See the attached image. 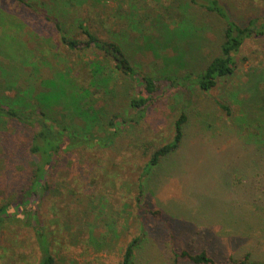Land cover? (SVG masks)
<instances>
[{
    "label": "rangeland",
    "instance_id": "obj_1",
    "mask_svg": "<svg viewBox=\"0 0 264 264\" xmlns=\"http://www.w3.org/2000/svg\"><path fill=\"white\" fill-rule=\"evenodd\" d=\"M31 1L48 5L66 23L63 27L69 35L83 38L75 22L86 21L99 38L122 45L137 72L157 76H163L165 64L142 31L157 16L163 21L166 17L170 24L183 11L169 7L186 3L132 0L121 11L124 0H80L77 9L58 14L64 6L54 5L53 0ZM98 1L102 3L96 6ZM220 2L242 25L264 18V0ZM190 12L195 22L206 25L204 57L217 55L222 23L196 8ZM91 61L103 62L96 51L71 53L43 16L14 1L0 0V84L16 91L33 84L39 92L42 81L69 73L78 85L87 86L92 79ZM237 61L235 75L216 89L201 93L192 88L196 102L189 109L183 153L149 171L145 168L152 153L173 141L175 122L188 104L185 96L175 94L171 102L132 114L130 99L137 93L136 86L123 73L113 71L110 80L90 89L83 104L100 113L91 133L108 136L105 115L119 113L133 122L119 128L109 147L85 146L59 159L37 206L41 223L36 228L42 234L39 237L31 224L13 216L0 222V264H40L45 239L55 264H122L124 251L134 239L140 240L136 264H191L177 259L183 251H207L217 264H235L232 260L240 262L246 255L249 262L264 264V158L257 162V151L245 147L232 127L234 119L215 104L219 100L231 107L234 118L240 116L241 101L253 96L249 76L264 70V38L246 41ZM191 63L192 70L202 66L192 59ZM13 93L9 96L15 98ZM55 112L60 122L86 133L83 119L72 122L66 108ZM10 124L0 123V146L7 145L0 150V209L33 179L24 136H16L14 143L7 140L10 126L21 135L24 130ZM157 211L158 216L153 213Z\"/></svg>",
    "mask_w": 264,
    "mask_h": 264
},
{
    "label": "trees",
    "instance_id": "obj_2",
    "mask_svg": "<svg viewBox=\"0 0 264 264\" xmlns=\"http://www.w3.org/2000/svg\"><path fill=\"white\" fill-rule=\"evenodd\" d=\"M11 1L19 4L29 13L43 16L45 20L51 22L59 34L60 43L71 53L96 51L103 60V62L91 61L88 63L92 79L87 86L78 85L72 80L69 73H60L55 79L42 81L39 92L33 84L22 91H16L10 85L0 84V90L4 92L3 95H0V123L8 121L11 123L10 125L16 124L21 127L18 129L24 130L21 135L16 128L10 126L7 140L14 143L18 135L27 137V139L23 137L24 152L30 156L34 167L32 182L20 192L13 202L6 203L0 209V222L13 216L31 224L30 226L36 230L39 237L42 230L36 228L37 223H41L37 206L40 205L42 196L48 189L47 177L56 168L59 159L74 149L85 146L97 145L107 148L110 146L112 138L119 135V128L133 122V119H129L130 116L125 117L123 114L105 115L110 132L108 136L100 137L91 133L92 124L97 121V116L100 113L90 106L86 108L87 106L83 104L86 96L91 93L90 89L110 80V73L113 71L123 73L136 86L137 93L130 99L132 114L147 111L150 107H155L159 102L165 100L169 102L170 99L171 102L175 94L185 96L188 104L184 106L183 113L175 122L173 141L156 149L145 168L146 171L156 169L183 153L186 127L190 123L189 109L196 102V94L192 92V88L196 87L197 91L208 93L216 89L221 82L228 81L238 69L237 56L246 41L264 38L263 17L252 18L242 25L233 19L230 11L220 0H186L185 4L179 5L174 2L169 9L174 8L183 12L180 17L170 20V24L165 22L167 18L164 16V21L161 16H157L150 26L147 25L148 21L145 22L147 26L142 31L143 37L146 36L147 43H152L150 47L155 49L157 59H160L165 67L162 70L163 76H157L156 72L143 75L134 68L122 45L99 38L91 31L86 21L75 22L77 31L80 29L79 33L83 36V38H79L76 34L69 35L63 27L66 23L61 22L59 16L50 12L49 6L44 2ZM92 1L95 3V0ZM131 1L124 0V5H121L119 9L123 11L127 6H131ZM53 2L56 6H64L57 9L58 14H66L69 8L77 9L81 1L53 0ZM98 2L95 4L96 6L102 3ZM192 8L214 17L222 23L217 55L209 54V57H204L202 36L206 33V25L201 22L197 23L190 17ZM153 33H157V35L154 36ZM160 53L161 56H165L161 57ZM191 59L202 65L198 71L193 69V72L190 68L193 66ZM110 63L113 64V68L110 67ZM182 70H184V74L180 75ZM248 85L253 96L249 98L250 100L243 99L241 101L243 107L239 117L234 118L229 105L219 100H215V104L227 118L234 119L232 127L236 130L240 141L245 147L257 151L255 157L259 159L257 162L260 163V159L264 158V70H254L249 76ZM9 93L16 94L15 98L10 97L9 95L12 94ZM59 107L68 110L66 116L72 122L76 119H83L86 123L84 128L86 133L60 122L55 112V109ZM187 109L188 111H185ZM10 130L14 133L11 134ZM4 146L7 145L2 144L0 150L1 147L4 149ZM146 211L148 210L146 209ZM153 213L156 216L159 215L158 211ZM41 243L43 257L40 264H55L46 239ZM139 247L140 240H132L124 251L122 264H136ZM249 257L250 255H246L244 260L240 262L232 260V262L235 264H263L249 262ZM179 258L185 259L191 264H217L207 251L197 254L183 251L177 255V259Z\"/></svg>",
    "mask_w": 264,
    "mask_h": 264
}]
</instances>
